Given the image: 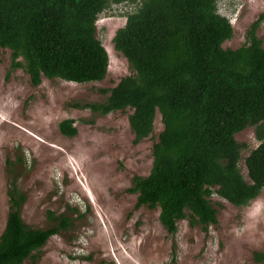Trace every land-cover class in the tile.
<instances>
[{
    "label": "trees",
    "instance_id": "1",
    "mask_svg": "<svg viewBox=\"0 0 264 264\" xmlns=\"http://www.w3.org/2000/svg\"><path fill=\"white\" fill-rule=\"evenodd\" d=\"M138 3L113 38V50L131 74L108 91L105 101L84 105L92 114L130 109L128 126L138 142L150 136L156 114L162 130L152 145V165L134 177L129 192L135 208H158L168 235L187 216L203 229L216 224L210 197L246 206L264 189V47L260 21L238 49H224L229 21L217 0H0V49L11 53L10 69H22L31 86L42 78L75 84L99 82L108 56L96 36V20L111 3ZM254 127L259 144L244 160L241 175L236 133ZM61 135L76 134L73 121L58 124ZM8 212L0 235V264H21L68 219L48 229L24 224L25 197L10 184ZM264 223V213H263ZM264 262V254L253 255Z\"/></svg>",
    "mask_w": 264,
    "mask_h": 264
},
{
    "label": "rangeland",
    "instance_id": "2",
    "mask_svg": "<svg viewBox=\"0 0 264 264\" xmlns=\"http://www.w3.org/2000/svg\"><path fill=\"white\" fill-rule=\"evenodd\" d=\"M137 7L111 3L99 14L96 36L108 56L99 82L42 78L33 87L22 69H10V51L0 49V235L13 183L25 197L20 207L25 225L48 229L58 223L52 217L68 219L67 227L21 264H264L253 257L264 254V189L242 207L212 195L215 225L203 229L187 216L168 235L158 208L136 209L137 195L129 192L134 177L150 172L152 145L162 130L159 114L152 134L134 142L130 109L98 115L83 108L105 101L103 91L131 74L112 38ZM216 10L233 30L224 49L241 47L255 21L264 47V0H217ZM63 120L73 121V137L59 133ZM234 139L240 147L238 168L248 181L244 160L259 144L254 127Z\"/></svg>",
    "mask_w": 264,
    "mask_h": 264
}]
</instances>
